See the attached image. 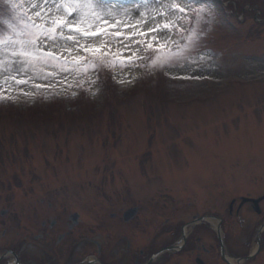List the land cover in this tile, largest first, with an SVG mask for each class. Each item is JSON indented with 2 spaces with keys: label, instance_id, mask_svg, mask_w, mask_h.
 <instances>
[{
  "label": "rangeland",
  "instance_id": "obj_1",
  "mask_svg": "<svg viewBox=\"0 0 264 264\" xmlns=\"http://www.w3.org/2000/svg\"><path fill=\"white\" fill-rule=\"evenodd\" d=\"M104 2L133 9L106 29L130 40L81 37L79 46L68 42L71 51L61 42L53 51L67 61V70L46 67L21 86L31 95L12 91L0 100V231L6 217L34 210L45 195L56 210L74 211L96 197L128 194L167 216L198 212L205 221L198 220L194 231L199 250L182 264L194 262L197 252L205 264H225L215 231L220 227L227 251L238 255L245 235L239 220L248 226L258 220L236 217L240 198L250 199L257 213L264 210V0H189L192 11L170 33L149 31L166 21L133 7L143 9L152 0ZM201 8L213 15L199 13ZM13 19L7 0H0V28ZM133 25L147 36L132 35ZM193 33L198 42H190ZM157 35L164 37L159 44L151 39ZM160 45L182 56L153 65ZM85 48H99L100 54ZM121 59L123 64L113 63ZM90 209L80 217L94 231L101 219ZM140 214L143 225L165 219ZM10 241L5 238L4 249ZM201 246L209 255L201 254ZM30 250L28 243L18 246L21 255L29 257ZM253 257L257 261L248 264H264V247Z\"/></svg>",
  "mask_w": 264,
  "mask_h": 264
},
{
  "label": "flooded vegetation",
  "instance_id": "obj_2",
  "mask_svg": "<svg viewBox=\"0 0 264 264\" xmlns=\"http://www.w3.org/2000/svg\"><path fill=\"white\" fill-rule=\"evenodd\" d=\"M48 198L51 199L46 195L43 199L37 198L39 205L34 210H18L13 212L12 218L6 217L7 220L0 231V253L3 252L8 256L0 257V264H152L150 261H158L153 264H163L168 260L174 261L173 264H182V261H190L187 256L190 257L191 253L199 250L197 248L199 237L194 231L198 225L197 221H202L203 218H198V212L184 218L171 213L169 217L159 211L156 212L149 207L148 202L142 203L135 196L128 194L99 199L96 197L91 205L83 204L81 209L74 211L56 210L50 201H46ZM247 200L240 198L242 203L235 209L236 217L239 214L242 216L251 214L258 220L254 226H248L239 220L241 223L239 228L245 235L243 243L239 244L238 255L227 251L223 238H221L222 243L220 242L217 236V231L221 233L220 227L215 231L218 242L217 253L225 264H229V261H243L244 264L257 261L253 256L264 247V210L257 213L253 202ZM155 205L158 209L160 208L159 204ZM165 205L163 202V207ZM234 205L235 203L228 207L229 214ZM87 207H91L90 215L101 219L94 231H88V227L81 222L80 216ZM128 211L132 212V216L127 219L125 214ZM142 211H146L149 216L160 214L165 219L161 223L157 222L156 225H143L139 218ZM4 212L3 216L7 211ZM208 214L202 215L217 219ZM73 215L74 220L70 218ZM145 220L142 219V222H146ZM9 230L13 232V235H7ZM201 233L205 234L203 231ZM6 237L12 243L9 249H4ZM210 239L212 240L211 237ZM20 243L30 245L29 257L19 254ZM252 248L257 250L250 255L251 252L249 253L248 249ZM207 251L204 246H201L202 255H209ZM198 254V252L195 253L194 262L188 264H198L199 261L200 264H205V260L198 257ZM156 255V259L153 260L152 256Z\"/></svg>",
  "mask_w": 264,
  "mask_h": 264
},
{
  "label": "snow or ice",
  "instance_id": "obj_3",
  "mask_svg": "<svg viewBox=\"0 0 264 264\" xmlns=\"http://www.w3.org/2000/svg\"><path fill=\"white\" fill-rule=\"evenodd\" d=\"M7 2L14 19L0 28V100L8 98L12 91L31 95L21 86L28 87L34 79L40 77L46 67L67 70V61L62 60L60 54L53 51L57 46H61V42L62 47L67 49L68 42L79 46L81 37L88 39L97 36L101 38L123 36L125 40L131 39V35L106 29L117 27L123 22L119 17L127 16L133 9L106 4L104 0H23V2L7 0ZM133 7L138 13L155 12L166 21L162 26L158 23L149 26V31L156 33L164 29L170 33L177 28L179 21L192 11L189 0H152L151 4L143 9L139 5ZM198 11L207 13L209 17L213 15L211 9L201 8ZM199 21L198 16L197 23ZM133 29L132 35L147 36V33L136 30L134 25ZM151 39L159 44L164 37L157 35ZM190 42H198L195 33L190 37ZM148 45L152 47L151 40L148 41ZM160 48L163 52L156 57L153 65L182 56L181 52L173 53L165 49L164 45H160ZM85 51L100 54L99 48H85ZM116 62L123 64L124 60L113 61ZM87 67H84L85 71ZM50 75L51 72L45 73L44 78ZM32 86L37 89L44 87L39 83Z\"/></svg>",
  "mask_w": 264,
  "mask_h": 264
},
{
  "label": "bare ground",
  "instance_id": "obj_4",
  "mask_svg": "<svg viewBox=\"0 0 264 264\" xmlns=\"http://www.w3.org/2000/svg\"><path fill=\"white\" fill-rule=\"evenodd\" d=\"M230 263H232L233 261H229Z\"/></svg>",
  "mask_w": 264,
  "mask_h": 264
}]
</instances>
